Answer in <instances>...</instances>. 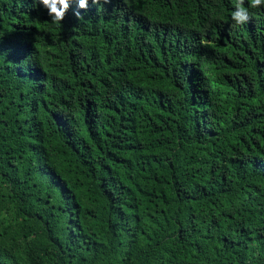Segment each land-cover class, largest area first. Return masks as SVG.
Wrapping results in <instances>:
<instances>
[{
  "label": "trees",
  "instance_id": "16d2710c",
  "mask_svg": "<svg viewBox=\"0 0 264 264\" xmlns=\"http://www.w3.org/2000/svg\"><path fill=\"white\" fill-rule=\"evenodd\" d=\"M236 2L0 0V264H264V5Z\"/></svg>",
  "mask_w": 264,
  "mask_h": 264
},
{
  "label": "clouds",
  "instance_id": "9594fccd",
  "mask_svg": "<svg viewBox=\"0 0 264 264\" xmlns=\"http://www.w3.org/2000/svg\"><path fill=\"white\" fill-rule=\"evenodd\" d=\"M47 10L48 15L55 23H62L64 21L69 9L72 5V0H38ZM80 9H87L89 0H76ZM104 3H110L111 0H103ZM93 4H100L101 0H92ZM252 8H258L264 5V0H248ZM245 5V0H237L235 10L232 12V19L237 24H244L250 20L249 10ZM78 17L79 12L75 13Z\"/></svg>",
  "mask_w": 264,
  "mask_h": 264
}]
</instances>
